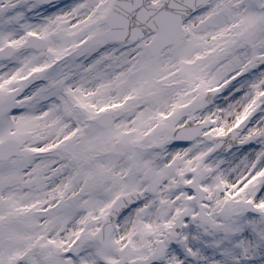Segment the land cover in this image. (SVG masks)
Instances as JSON below:
<instances>
[{
	"label": "snow or ice",
	"instance_id": "snow-or-ice-1",
	"mask_svg": "<svg viewBox=\"0 0 264 264\" xmlns=\"http://www.w3.org/2000/svg\"><path fill=\"white\" fill-rule=\"evenodd\" d=\"M0 264H264V0H0Z\"/></svg>",
	"mask_w": 264,
	"mask_h": 264
}]
</instances>
